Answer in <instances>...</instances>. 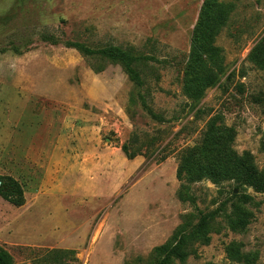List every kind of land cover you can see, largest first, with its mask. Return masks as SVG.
Returning a JSON list of instances; mask_svg holds the SVG:
<instances>
[{"label": "rangeland", "instance_id": "rangeland-1", "mask_svg": "<svg viewBox=\"0 0 264 264\" xmlns=\"http://www.w3.org/2000/svg\"><path fill=\"white\" fill-rule=\"evenodd\" d=\"M226 2L215 42L224 71L194 101L182 89L202 0H0V175L25 197L21 207L0 198L12 264L148 263L183 221L194 228L199 210L223 203L231 213L243 194L249 224L218 218L186 264H264V194L209 180L183 188L176 176L180 151L213 117L264 172V70L246 59L264 36V0ZM68 42L154 59L138 62V88L119 64Z\"/></svg>", "mask_w": 264, "mask_h": 264}, {"label": "trees", "instance_id": "trees-1", "mask_svg": "<svg viewBox=\"0 0 264 264\" xmlns=\"http://www.w3.org/2000/svg\"><path fill=\"white\" fill-rule=\"evenodd\" d=\"M233 3L226 0H202L197 23L192 31L190 51L183 79V94L194 101H199L206 89L214 86L224 71V55L215 45L216 38L227 25ZM67 45L87 58H100L119 64L129 80L138 88L144 81L137 69L138 62L153 60L154 57L135 56L131 50L109 45L101 49H91L79 42ZM247 61L255 68L264 70V36L249 50ZM96 72H98L95 69ZM232 129L218 122L216 118L208 120L199 145L180 151L176 176L183 182L182 187L209 180L215 185L235 183L236 188H250L264 194V172L256 166L248 151L238 153L234 149ZM121 150L132 159L139 149L131 151L128 144ZM0 198L14 207L25 204L22 184L12 176L0 175ZM184 200V199H183ZM253 198L243 194L237 203H232L231 213L222 207L208 212L198 211V222L189 228L183 221L163 244L153 248L150 261L144 264H186L190 257L197 256V246L210 243V234L218 218L223 217L231 229L246 227L251 213L242 204L251 203ZM73 251L61 252L70 254ZM139 262H144L139 259ZM0 264H12V258L0 247ZM205 264H214L211 262Z\"/></svg>", "mask_w": 264, "mask_h": 264}]
</instances>
